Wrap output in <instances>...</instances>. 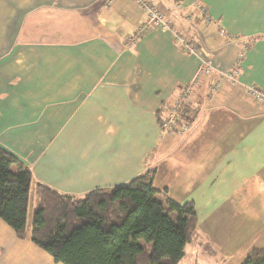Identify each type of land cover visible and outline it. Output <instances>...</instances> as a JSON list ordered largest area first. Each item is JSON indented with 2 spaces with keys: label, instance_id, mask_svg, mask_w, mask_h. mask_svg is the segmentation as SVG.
Instances as JSON below:
<instances>
[{
  "label": "crops",
  "instance_id": "crops-1",
  "mask_svg": "<svg viewBox=\"0 0 264 264\" xmlns=\"http://www.w3.org/2000/svg\"><path fill=\"white\" fill-rule=\"evenodd\" d=\"M140 2L0 0V147L30 170L33 197L41 185L79 199L151 167L153 188L172 198L171 181L195 183L184 194L198 219L233 206L264 170V102L247 94L264 92V0ZM148 9L166 26L145 30ZM202 60L211 69L195 81ZM190 82L189 112H178L188 130L164 134ZM246 195L254 203L258 192Z\"/></svg>",
  "mask_w": 264,
  "mask_h": 264
},
{
  "label": "trees",
  "instance_id": "trees-1",
  "mask_svg": "<svg viewBox=\"0 0 264 264\" xmlns=\"http://www.w3.org/2000/svg\"><path fill=\"white\" fill-rule=\"evenodd\" d=\"M154 175L148 167L124 186L79 199L37 185L34 209L30 170L0 147V222L53 264H178L197 235L195 206L158 202L165 190L153 188ZM242 264H264V247L250 251Z\"/></svg>",
  "mask_w": 264,
  "mask_h": 264
},
{
  "label": "rangeland",
  "instance_id": "rangeland-1",
  "mask_svg": "<svg viewBox=\"0 0 264 264\" xmlns=\"http://www.w3.org/2000/svg\"><path fill=\"white\" fill-rule=\"evenodd\" d=\"M186 102L180 105L181 109L186 108ZM166 107H163L164 111ZM165 119L163 117L162 122ZM181 119L188 122L184 117ZM163 132L167 134L165 131ZM12 171L15 172V169ZM262 171L256 176V181L248 178L245 180L241 185L243 192L239 193L238 202L233 206L226 203L225 206L222 205L223 207L220 206L216 209L207 207L204 211H198L197 235L186 247L185 255L178 264H242L250 251L264 247V189L260 190L258 187V183L260 187H264V170ZM242 180L244 181V179ZM190 184L195 185V183L188 182L186 186L177 187L178 185L171 181L173 198L165 190L164 195L158 194L155 199L163 204L166 198H170L176 203L180 200L187 202L189 198L184 193ZM229 187L230 185H225L224 182L218 186L219 193L223 194L224 190ZM252 187L258 192L256 198L253 199L254 203L246 195V192ZM213 200L215 203L216 197H213ZM243 202L249 204L248 211H243ZM32 207L37 208V196L32 202ZM0 264L53 263L46 254L28 242L27 244L18 243L12 231L0 222Z\"/></svg>",
  "mask_w": 264,
  "mask_h": 264
},
{
  "label": "built area",
  "instance_id": "built-area-1",
  "mask_svg": "<svg viewBox=\"0 0 264 264\" xmlns=\"http://www.w3.org/2000/svg\"><path fill=\"white\" fill-rule=\"evenodd\" d=\"M109 3L115 1V0H107ZM134 3H136L138 6H146L145 4L141 3L140 0H134ZM203 12V9H201ZM148 22L149 25L146 26L145 30L151 26L152 24H157L159 22H162V24H165L166 22L164 21V18L161 15H158L156 12H154L152 9H148ZM176 41L183 45V49L185 52L188 54H193L195 51V47L193 46L192 43H188L187 37L185 34L177 35L176 36ZM211 67L207 61H201L197 72H196V77L195 81L199 79V77L206 75L209 73ZM224 76L229 80V81H236V76H237V70H232L229 73L224 74ZM223 77V76H222ZM194 82H190L188 85L184 86V88L181 90V92L178 95V98L176 100V103L172 107H169L168 110L170 113L165 117L166 119L162 122L163 129L166 133H173L176 131L177 133H184L188 130L189 124L188 122H184L181 117L178 116L179 109L181 108L180 105L187 101V99L190 97L192 93V86L194 85ZM247 94L250 95L255 101L258 102H264V92H261L254 86H248L247 87Z\"/></svg>",
  "mask_w": 264,
  "mask_h": 264
}]
</instances>
